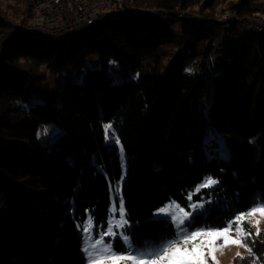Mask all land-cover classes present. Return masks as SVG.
Returning a JSON list of instances; mask_svg holds the SVG:
<instances>
[{
  "label": "trees",
  "instance_id": "16d2710c",
  "mask_svg": "<svg viewBox=\"0 0 264 264\" xmlns=\"http://www.w3.org/2000/svg\"><path fill=\"white\" fill-rule=\"evenodd\" d=\"M36 1L0 6V264H86L78 226L92 217L103 234L119 181L134 246L174 240L155 213L189 195L205 202L190 231L264 206V31L236 30L264 20V0H135L152 10L57 40L8 20ZM193 8L204 17L187 19ZM219 12L236 21L222 28ZM206 177L219 183L196 192ZM114 249L126 253L120 238Z\"/></svg>",
  "mask_w": 264,
  "mask_h": 264
},
{
  "label": "snow or ice",
  "instance_id": "6c2138e0",
  "mask_svg": "<svg viewBox=\"0 0 264 264\" xmlns=\"http://www.w3.org/2000/svg\"><path fill=\"white\" fill-rule=\"evenodd\" d=\"M111 125L108 126L110 128ZM117 143L119 141L117 140ZM123 151V149H121ZM123 179V176L121 177ZM219 182L212 178L206 177L205 181L197 186L196 192H199L201 188H211L214 185H217ZM191 200V195L187 197ZM172 208H178L179 206L175 204V202L171 205ZM193 211L195 212L198 208H203V205L192 204L191 205ZM113 214L119 213V219H110L108 227L103 231V234H98L97 238L92 243H88L86 247H82V251L86 252L88 259V264H121L122 261H129L130 264H206L204 260V243L205 241H201L200 243H192L197 241L198 238L201 237H214V238H225V243H236L241 244V240L237 239L234 241H229L227 239V234L233 230V222H229L227 227L223 230H200L194 231L191 233L187 232V225L185 221L192 215V213L184 212L182 208H180V212L183 215V219H180L177 223V228H182V231L186 233L183 236L182 242L180 239H175L172 241H166L154 249H150V252H153L154 255H150L148 258H144L142 255L137 254V250H134L130 244V238L127 234H123V239L126 244H128V248L126 249L127 254H117L113 250V244L111 240L105 241L104 237H115L117 233L113 231L114 228H123L128 221L125 219L126 213L124 208V202L121 199L119 202V206L113 207L110 210ZM159 212L168 215L169 206H165L158 210ZM255 212H259L261 215H264V206H260L251 210L248 215H252ZM171 219L173 221H177V216L172 215ZM244 219L243 216L236 217L237 221H242ZM86 225V226H85ZM82 228V231L88 234V240H92V228H93V218L89 217L85 224L78 226ZM235 231L238 236L243 235L244 229L242 224H237ZM179 236V233L177 234ZM189 243H192L191 249L187 247ZM213 247L211 251L214 252L216 250L215 240L211 241ZM91 249V250H90ZM95 252V254H94Z\"/></svg>",
  "mask_w": 264,
  "mask_h": 264
},
{
  "label": "rangeland",
  "instance_id": "374dc122",
  "mask_svg": "<svg viewBox=\"0 0 264 264\" xmlns=\"http://www.w3.org/2000/svg\"><path fill=\"white\" fill-rule=\"evenodd\" d=\"M10 3H11V0H0V6H4V5H7V4H10ZM219 9H221V8H219ZM192 10L193 11L191 13H193L194 15L191 16V15H188L186 13H184L183 15L187 19H191L193 17H198V16L200 17L201 15L204 17V14H201L200 15L199 8H193ZM218 11H221V10H218ZM224 15H226V16L227 15L228 16H233L232 14H229V13L223 14V13L219 12V13H217V19L222 22L221 18ZM7 16L8 17H13V18L16 17L12 13H9ZM260 18H263V17L255 16L253 18H244V20L241 23V25L243 27L237 25L236 26V30L237 31H240V32H244V33H250L249 30L246 29V27L249 28V29H252V28L249 25H247V24H250L255 19H260ZM223 25H224V23H222V26ZM92 61H94V63H95L96 66L99 65L98 58H93ZM210 133H212V132H210ZM206 143H212L210 145V148L213 151H218V153H220V155H223V156H225V158H227V154L224 151L223 146H222V143H221L219 137L217 136V134H212V135L210 134V136H207ZM118 184L120 186L121 181H119ZM119 186L118 187H115V189H112L111 188V207H110V210L113 207H117L118 208L119 202L122 199L121 198V194H120L121 188ZM216 186L217 185H214L211 188H201L199 191L213 189ZM188 201L189 202H188V204H187L186 207H183V206L179 205L175 201H170V202L166 203L164 206H162V207L159 208V209H161V208H164L165 206H169L168 215H165V214L159 212L158 211L159 209L155 213L156 217L167 218L168 220H170L173 223V225H174V227L176 229V237H175V239H180L181 242H182L183 236L186 235V233L184 231H182V228L184 226H181V228H177V223L179 222L180 219H183V215L180 212V208H182L184 210V212L192 213V215L188 218V220L185 221V224L187 225V232L188 233H191V232H194V231H190L189 230L188 224L190 223L192 217L196 213H199L203 209V208H198L194 212L193 209H192V207H191V205L192 204H197V205H200V204L204 205L205 204V202L204 203H202V202L196 203V202H191V200H188ZM173 202H175V204L178 205L179 207L178 208H172L171 205H172ZM257 207H260V206H257ZM257 207H255V208H257ZM250 211H248V212L240 215V216H243L244 217V219L242 221H237L236 218H235L234 221H233V230L230 231L227 234V239L229 241H234V240L240 239L241 240V244H236V243H231V242L225 243L224 242L225 241V238L224 237H221L219 239L214 238V237H201V238H198L197 241L192 242V243H200L201 241H205V243H204V252H205L204 260H205L206 264H235L234 259L240 260V259H244V258H247V257H248V259H247L248 262H246V264H264V215H261L259 212H255L252 215H248V213ZM113 215H114V219H117V220L119 219V213H118V211L115 214H113L110 211V217H109L108 222H107V227H108V224H109L110 219L113 218ZM172 215H176L177 216V218H178L177 221H173L171 219ZM125 219H126V216H125ZM243 222H246L247 225L250 226V228L254 231L255 238H256V241H257V242H254V245H256L258 247H260V246L263 245L261 248H258L256 250V252L258 253V256H257L258 257V260L252 259L249 256L251 253H250V248L248 247L247 243L244 240L245 234L238 236L237 232L235 231V228H236L237 224H242ZM128 226H130L129 223H127L123 228H114L113 231L115 233H117V235L115 237L105 236V238L106 237L109 238L108 240H106L104 238L106 242L109 241V240H111V242L113 244V250L117 254H127V253H119V252H117L114 249V242H115V240L117 238H120L122 240L125 248L126 249L128 248L129 245L126 244L125 241H124V239H123V234H125L124 231H123V229L126 228V227H128ZM242 227H243V225H242ZM243 229H244V227H243ZM203 230H205V229H203ZM210 230L215 231L217 229H215V230L210 229ZM219 230H223V229H219ZM195 231H200V230H195ZM205 231H208V230H205ZM178 233H179V236L177 235ZM244 233H245V229H244ZM82 234H83L82 247H86L88 243L94 242V240L97 238V235L95 234V231H94V227L92 228V240L91 241L88 240V234L84 233L83 231H82ZM100 234H102V233H100ZM253 239H254V237H253ZM212 240H215L216 250L214 252L211 251V248L213 247V245L211 243ZM170 241H172V240H170ZM162 243H164V242H161V243H152V244H145V245H141V246H134L131 243V241H130L131 247L134 250H137V254L138 255H142L144 258H148L150 255H154V253L153 252H150L149 250L150 249H154L156 246H158V245H160ZM192 243H189L187 245V247L189 249H191ZM84 254L86 256V264H88L89 257L87 256L86 252H84ZM94 254H95V252H94ZM121 264H130V262L129 261H122Z\"/></svg>",
  "mask_w": 264,
  "mask_h": 264
},
{
  "label": "built area",
  "instance_id": "2783aa9c",
  "mask_svg": "<svg viewBox=\"0 0 264 264\" xmlns=\"http://www.w3.org/2000/svg\"><path fill=\"white\" fill-rule=\"evenodd\" d=\"M135 0H38L31 15L8 17L23 33H37L47 39L57 40L66 33L81 31L93 26L106 17L120 21L125 14H146L151 9L135 7ZM222 28L236 21L233 16H222ZM249 25L256 33L264 31V20L255 19Z\"/></svg>",
  "mask_w": 264,
  "mask_h": 264
}]
</instances>
